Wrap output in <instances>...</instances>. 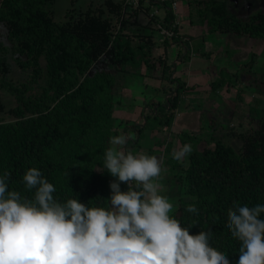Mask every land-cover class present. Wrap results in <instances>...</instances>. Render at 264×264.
<instances>
[{"label": "trees", "instance_id": "obj_1", "mask_svg": "<svg viewBox=\"0 0 264 264\" xmlns=\"http://www.w3.org/2000/svg\"><path fill=\"white\" fill-rule=\"evenodd\" d=\"M54 1L0 0V26L6 39V44L0 40V92L16 103L6 110L0 93V113L11 118H0V174L8 173L9 190L31 198L22 177L35 167L54 185L53 195L60 201L76 196L89 206H105L111 181L103 169V153L118 133L113 116L115 83L125 73L124 67L133 65L151 71L160 68V76L153 79L179 87L172 77L175 64L168 63L167 54L153 52L159 37L163 46L169 39L182 46L185 53L181 51L177 58L188 59L191 46L187 39L180 40L166 5L162 18L150 16L146 33H133L127 27L140 9L124 6V0H103L99 7L90 3L78 11L73 6L77 0H69L71 9L62 22L53 19ZM226 1L190 0V17L197 19L206 35L264 40V11L239 16ZM161 29L172 32L171 37L163 38ZM9 59L26 74L25 82L15 85L8 78ZM178 96L176 89L162 104L151 101L154 105L144 122L131 125L135 138L126 141L123 149L135 155L138 136L147 129L169 126ZM184 138L182 143L194 141L186 134ZM239 138L241 145L235 151L218 140L191 149L181 162L172 158L170 142L163 149V167L172 177L170 185L179 192L170 215L190 227V234L212 233V247L227 255L230 264L238 259L240 244L227 231L229 212L237 203L264 204V108L256 127ZM120 186L127 190L124 183ZM129 187H136L135 182ZM189 204L195 205V213L186 211Z\"/></svg>", "mask_w": 264, "mask_h": 264}, {"label": "clouds", "instance_id": "obj_2", "mask_svg": "<svg viewBox=\"0 0 264 264\" xmlns=\"http://www.w3.org/2000/svg\"><path fill=\"white\" fill-rule=\"evenodd\" d=\"M126 140L111 137L114 147L103 153V169L115 178L105 206H89L76 196L60 201L35 167L22 177L31 198L9 190L8 173L0 174V264H230L212 247V233L190 234L170 215L173 204L156 181L160 161L121 150ZM189 152L185 144L172 158ZM133 182L136 187H129ZM186 211L195 213V205ZM262 217L264 204L237 203L229 212L227 231L240 244L235 264H264Z\"/></svg>", "mask_w": 264, "mask_h": 264}, {"label": "rangeland", "instance_id": "obj_3", "mask_svg": "<svg viewBox=\"0 0 264 264\" xmlns=\"http://www.w3.org/2000/svg\"><path fill=\"white\" fill-rule=\"evenodd\" d=\"M79 1L77 0L73 5L75 11L85 10L89 6L79 8L77 6ZM90 1L92 7H99L103 0ZM87 2L89 3V0ZM175 2L176 5H185L184 0H175ZM226 2L229 9L239 16L257 10L264 11V0H227ZM70 9L69 0H55L52 6L54 21L62 22L65 19V12ZM161 14L162 12H159L156 17L161 18ZM150 18L149 14L148 20ZM193 19L191 21L196 23L197 19ZM118 26L117 24L116 27ZM199 26L204 29L200 23ZM130 30L133 33L148 31H138L134 27ZM4 31L0 26V40L6 44ZM178 35L180 38L189 37L184 34ZM202 37L191 41V54L188 59L183 56L177 58L180 53L179 43L169 39V44L163 46L159 37L154 55L167 54L168 63L175 65L182 63L174 68V72L177 73L172 74L175 81L179 82V87L175 82L167 83L164 80L153 79L154 76H160V68L151 71L145 66L133 65L124 67L125 73L119 76L114 87V125L118 128L117 135L125 136L127 142L135 138L131 125L144 122L147 110L154 105L151 101L156 105L162 104L163 100L174 95L176 89L179 91L178 106L173 111L171 124L160 126L156 130L147 129L141 137L136 134L139 141L134 151L135 154L155 156L160 161L161 172L156 181L161 186L160 194L166 195L173 204L172 211L176 208L179 192L170 185L172 177L163 167L165 161L163 149L166 142L171 143L172 152L185 144L193 150L201 149L207 144L212 145L218 140L235 151L241 145L239 136L246 130L256 127L258 114L264 108V40L237 34H212L211 38L207 39ZM195 49L198 54L194 53ZM157 59V57L153 58L155 61ZM9 61L12 70L8 78L15 85L25 82L26 74L19 72L11 59ZM0 93L1 102L6 110L15 106L12 97L3 91ZM3 115L0 113V118L2 117L4 121L11 120L9 116ZM184 134L194 137L192 143H195V140L198 142L182 143L180 138L185 139ZM124 145L118 147L124 150ZM127 152H130L129 148ZM184 159L186 160V155L178 161ZM114 179L110 175V181Z\"/></svg>", "mask_w": 264, "mask_h": 264}, {"label": "crops", "instance_id": "obj_4", "mask_svg": "<svg viewBox=\"0 0 264 264\" xmlns=\"http://www.w3.org/2000/svg\"><path fill=\"white\" fill-rule=\"evenodd\" d=\"M87 1L88 0H80L77 6L81 8L82 6L84 7L85 5H89L91 1L89 0V3ZM119 1L120 0H116V2H119ZM184 1H185V5L177 4L175 13L172 12L174 15L175 27L177 28L179 32H182V33L178 32L177 34H184V35L189 36V37L182 38V40L187 39L188 43H191V41L197 40L198 37L200 36H203L204 39H207L208 37H210V35L205 34V29L200 28L198 21L196 23L194 21H191L194 19L193 17L192 18L190 17V5H189L190 0H184ZM159 12H162V14L160 15L162 18L164 16L165 6L154 3L151 7L145 6L144 8H141L140 10H138V13L136 14L135 18L130 21V24L127 27V31H130V28L132 27H134V29L138 31L148 30V28L151 27L149 24V20H148L149 14L154 13V16H156ZM193 24H196V25L194 27H191ZM157 38H158V35H157ZM179 46H180V52L182 51V53L183 52L185 53V51L182 50V46L180 44ZM176 47L178 48V46ZM177 65L180 66L182 65V63L176 64L175 67ZM174 73H177V71H175Z\"/></svg>", "mask_w": 264, "mask_h": 264}, {"label": "built area", "instance_id": "obj_5", "mask_svg": "<svg viewBox=\"0 0 264 264\" xmlns=\"http://www.w3.org/2000/svg\"><path fill=\"white\" fill-rule=\"evenodd\" d=\"M124 6L128 8L141 9L142 7H151L152 4L157 3L160 5H166L173 13L176 10L175 0H124ZM154 13H150L152 16ZM160 34L163 38H170L172 32H168L165 29H161Z\"/></svg>", "mask_w": 264, "mask_h": 264}]
</instances>
